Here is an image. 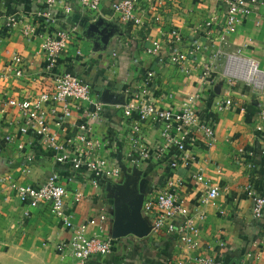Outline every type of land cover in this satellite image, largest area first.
I'll return each mask as SVG.
<instances>
[{"label":"crops","instance_id":"obj_1","mask_svg":"<svg viewBox=\"0 0 264 264\" xmlns=\"http://www.w3.org/2000/svg\"><path fill=\"white\" fill-rule=\"evenodd\" d=\"M115 1L101 0L92 20L90 14L73 7L74 0H60L47 22L38 16L45 7L33 0H0V110L9 100H30L48 89L42 43L54 30L68 28L70 39L57 60L58 74L70 72L82 77L92 91L89 101L71 108L63 124L48 116V130L71 156L83 151L79 138L85 137L93 143L91 155L105 159L108 168L118 174L96 178L90 171L72 172L69 162L57 164L47 144L32 133L19 132L18 108L6 107L5 113L0 112V264L75 263L68 251L62 255L56 249L71 238L72 231L48 206L31 208L21 203L9 185H38L52 173L60 175V184L67 189L64 211L74 227L95 220L103 232L88 226L87 236L113 240L110 255L94 256L86 264H196L198 255L215 256L223 264H264V214L260 220L252 217L251 200L245 191L251 185L264 196V82L254 91L239 82L232 86L227 82L234 56L253 59L264 72V0H259V10L241 26H221L208 39L200 38L196 28L211 13H219L224 0H161L156 6L160 24L153 23L154 13L146 0H141L136 11L139 24L128 28L111 10ZM67 5L74 8L68 14L63 12ZM14 15L24 16L30 26L27 36L24 23L6 28L1 16ZM173 29L185 43L199 37L205 46L182 67L145 53L151 39L163 42ZM99 31L110 34L106 42ZM162 47L166 60L168 48L166 44ZM15 56L22 59V78L13 73ZM208 67L210 74L204 77ZM148 70L155 72V79L144 85L142 75ZM226 89L234 106L216 112L214 99L223 97L219 93ZM137 95L160 109L173 111L180 110L187 96H200L196 109L214 129L212 146L206 147L205 139L199 136L190 149L196 155L195 162L179 163L174 169L169 167L177 155L173 150L162 160H143L144 150L159 142L160 126L139 121L137 116L124 120L113 110ZM97 105L100 110L93 118L89 114L96 112ZM135 124L137 134L132 130ZM6 135L12 137L11 143L3 139ZM196 173L200 180L192 177ZM168 183L173 184L171 189L184 202L190 217L204 215L203 221H197L196 249L185 246L176 236L156 234L150 228L143 202ZM210 187H216L219 196L213 204H203L201 198Z\"/></svg>","mask_w":264,"mask_h":264},{"label":"built area","instance_id":"obj_2","mask_svg":"<svg viewBox=\"0 0 264 264\" xmlns=\"http://www.w3.org/2000/svg\"><path fill=\"white\" fill-rule=\"evenodd\" d=\"M37 4L45 7L44 13L38 16L43 17L49 22L51 18V10L60 2V0H33ZM101 0H74L73 7L85 13L90 14V18L94 20ZM141 0H117L111 5L112 12L118 17V20L124 27H132L139 24L136 16L137 7ZM222 10L219 13H211L207 19L198 25L196 33L200 38L208 39L212 32L219 27L232 28L241 26L255 12L259 10V0H224ZM148 9L154 13L153 23L160 24L161 16L157 10V5H161V0H146ZM155 7V9H154ZM72 6L64 7L66 14L72 11ZM264 17V13L261 14ZM5 20L6 28L12 29L20 23H24V35L29 32V25L26 23L24 16L14 15L2 17ZM54 22V20H51ZM54 25V24H53ZM70 30L68 28H59L44 38L42 49L45 54V75L49 80V87L44 91H40L30 100L12 101L9 100L1 108L0 112L5 113L6 107L18 108L21 115V127L19 132L24 135L32 133L42 144H47L50 150L54 152V161L57 164L70 163L69 169L72 172H80L84 174L88 171L92 172L94 177L116 175L117 172L108 168L107 162L101 157L91 155L93 143L86 141L85 137L80 136L79 141L83 144V151L77 155H69L68 150L62 143L58 142L56 136L49 132L46 118L51 117L56 120V124L61 125L66 118L71 115V108H78L80 103L90 100L92 87L84 78L74 75L70 72L58 74V58L67 49L70 39ZM196 38L191 42L185 43L180 33L173 29L166 35L165 41L151 39L150 45L145 49V53L158 61H166L169 64L182 67L185 62L200 53L205 46L200 38ZM166 44L168 48L167 59L164 60L162 54V46ZM79 54V52H77ZM240 50L237 51L239 55ZM232 68L229 72L228 85L244 81V85L254 90H259L263 86L264 75L257 63L253 59L242 60L238 56L231 58ZM210 68L204 69L203 76L210 74ZM13 73L16 78H22L24 71L22 70V59L19 56L13 58ZM244 77V78H243ZM155 79V72L148 70L142 75L143 84L147 85ZM214 99L213 107L216 112L231 109L234 104L228 97L229 90L226 89L219 93ZM200 99L198 95L187 96L181 104L180 110L173 111L158 108L151 100L143 99L141 95H137L124 105L114 107V111L120 118L129 120L133 116H137L139 121L148 122L149 124L159 125L160 140L154 145L155 148L144 150L142 153L143 160L154 159L162 160L170 151H174L177 155L175 159L169 163V167L174 169L179 163L188 164L195 162L196 155L190 152V149L197 143L198 137L205 139V146L211 147L214 140V129L208 122L202 120L199 110L196 109V103ZM61 106V108H59ZM100 106L95 107V111L90 116H97ZM242 110V109H240ZM133 133L139 132V127L135 124L132 127ZM6 143L12 142V137L6 135L3 138ZM136 142V140H135ZM83 154V158L80 155ZM264 154V152H263ZM32 158L28 157V161ZM196 180H200V174L196 173L192 176ZM61 177L57 173H52L43 183L38 185L19 184L10 182V187L16 194L17 199L31 208L39 205L48 206L49 211L58 218L62 224L72 231V236L68 241L60 243L56 249L62 255L66 251L69 252L74 259V264H86L94 256H107L112 253L113 240L104 236H87L88 226H96L99 232H103V227L97 224L95 220L89 221L87 224H81L77 227L71 222V217L64 211V203L67 198V189L60 184ZM173 184L168 183L165 189L159 191L155 196L143 202V210L151 219V227L156 234L164 233L169 236H176L178 240L189 247L196 249L198 246V222L203 221L204 215L199 214L196 217H190L185 209V204L180 200L173 189ZM246 194L251 200V214L256 220H260L264 214V196L256 192L253 186L247 185ZM219 196L216 187H210L201 198L203 204L212 203ZM80 195L75 196L79 199ZM177 222H179L177 224ZM196 264H223L212 255H198L194 258ZM122 264V263H121ZM169 264H184L183 261H174Z\"/></svg>","mask_w":264,"mask_h":264},{"label":"water","instance_id":"obj_3","mask_svg":"<svg viewBox=\"0 0 264 264\" xmlns=\"http://www.w3.org/2000/svg\"><path fill=\"white\" fill-rule=\"evenodd\" d=\"M90 19H92V18H90ZM99 34H100V36L102 37V41H103V42H106L107 39H108V37L110 36L109 33L106 34V32H104V31H102V32L99 31Z\"/></svg>","mask_w":264,"mask_h":264},{"label":"rangeland","instance_id":"obj_4","mask_svg":"<svg viewBox=\"0 0 264 264\" xmlns=\"http://www.w3.org/2000/svg\"><path fill=\"white\" fill-rule=\"evenodd\" d=\"M239 83H241V84H244V81H238Z\"/></svg>","mask_w":264,"mask_h":264},{"label":"bare ground","instance_id":"obj_5","mask_svg":"<svg viewBox=\"0 0 264 264\" xmlns=\"http://www.w3.org/2000/svg\"><path fill=\"white\" fill-rule=\"evenodd\" d=\"M259 76H260V77H261V76L264 77V75H260V74H259ZM243 78H244V77H243Z\"/></svg>","mask_w":264,"mask_h":264}]
</instances>
